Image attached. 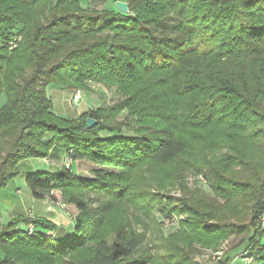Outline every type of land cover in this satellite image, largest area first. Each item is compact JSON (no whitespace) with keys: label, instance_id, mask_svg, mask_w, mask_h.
<instances>
[{"label":"trees","instance_id":"16d2710c","mask_svg":"<svg viewBox=\"0 0 264 264\" xmlns=\"http://www.w3.org/2000/svg\"><path fill=\"white\" fill-rule=\"evenodd\" d=\"M126 2L127 14L78 0H0V190L21 161L56 148L71 167L30 172L25 183L36 200L59 190L77 211L62 238L42 218L9 221L0 264H191L193 242L216 250L231 237L242 238L224 264L244 250L264 264V0ZM87 83L115 101L75 119L53 112L50 89L89 92ZM176 163L185 194L187 172L211 192L195 189L181 204L185 233L151 254L127 221L103 231L107 205L89 208L87 191L171 219L174 206L125 183L142 164ZM83 166L89 176L75 171Z\"/></svg>","mask_w":264,"mask_h":264},{"label":"rangeland","instance_id":"374dc122","mask_svg":"<svg viewBox=\"0 0 264 264\" xmlns=\"http://www.w3.org/2000/svg\"><path fill=\"white\" fill-rule=\"evenodd\" d=\"M80 5L83 9L87 10H114L115 2H124L127 4L126 0H78ZM68 3H72L73 0H67ZM128 8V4H127ZM129 12V9H128ZM89 88V92L86 89H78V91L82 92L81 100L79 104L75 107L79 109L81 104L86 103L88 101V96H91V99L96 100L97 106H104L107 104V100L109 102H114V97L111 96L109 93L105 91L102 86L91 87L89 83L86 85ZM58 89V88H56ZM74 92V91H73ZM72 92V94H73ZM107 93V94H106ZM71 94V95H72ZM89 96V97H90ZM87 97V98H86ZM71 98V97H70ZM102 98L105 101L102 103ZM5 102V96L1 95L0 97V107ZM70 102V100H69ZM90 102V101H89ZM71 104V103H70ZM73 106V105H72ZM92 106V105H91ZM65 156L62 158V164ZM75 167V163L73 164ZM72 166V168H73ZM63 169V166L60 168ZM75 169V168H74ZM76 172H78L82 176H89L85 166L82 168L77 167ZM178 169V164H173L171 166L165 167H157L155 165H147L142 164L138 166L134 171L130 172L126 179V186L128 190L133 191L132 188H141L146 190L147 192L151 193L152 195L156 196L157 199L162 200L164 203H169L170 206H174V213L171 219L164 218L160 216L155 211H150L149 215H143L139 207V202L133 203L130 202L129 199L125 201H114L110 205L107 200V196L105 194H98L94 192L87 191L85 193L84 201L88 205L89 208H96L100 204L107 205V215H106V224L103 231L110 229L112 226L117 225L121 222L127 221L133 230L137 232H141L145 236V244L148 246L149 251L151 254H154L156 251L155 243L158 241H166L171 237V235H175L178 233H185V227L181 225V223L185 222L187 219V215L180 214L182 210H184L183 202L185 203L187 199H191L195 196L194 192L195 189H199L201 193L205 192L207 194H211L209 189V184L207 181L201 182L202 176H195L190 172L185 173V180L183 181L187 187V193L185 194L181 189V185L176 183L177 181H173L172 176L175 175V172ZM21 182L18 177L11 179L4 189L0 190V200L1 197L9 198L8 196L13 195V199L16 200L17 196L22 198L21 195H14V192L17 188H19V183ZM77 192L76 190L74 193ZM133 194V193H131ZM50 195L54 197H58L62 203L59 190H53L50 192ZM16 196V197H15ZM23 200V198H22ZM58 203V204H59ZM6 204V203H5ZM6 205H2L0 201V224H6L8 222V210L6 209ZM72 212V214L70 213ZM68 217L71 221H74V218L77 214V211L74 210L72 207H66V211ZM35 218V217H32ZM262 219V218H261ZM264 219V218H263ZM22 227V225H20ZM102 231V232H103ZM107 230L106 232H108ZM180 233V234H181ZM108 234V233H107ZM109 236V235H106ZM242 237H231L224 241H221L219 244V248L214 250L212 248H207L204 246L199 245L198 243L193 242L191 246V250L189 251L186 248L185 252H188L187 258L191 264H224L226 260L224 259L225 254L227 256L231 255L230 248L233 245H236ZM229 254V255H228ZM248 251L244 250L243 252L239 253V255L234 256L229 264H243L242 259L247 258V264H258L250 255ZM244 257V258H243ZM233 262V263H232Z\"/></svg>","mask_w":264,"mask_h":264},{"label":"crops","instance_id":"0c3cea01","mask_svg":"<svg viewBox=\"0 0 264 264\" xmlns=\"http://www.w3.org/2000/svg\"><path fill=\"white\" fill-rule=\"evenodd\" d=\"M73 90L66 89H50L48 95L51 99L52 109L56 115H60L69 119H75L80 114L87 112L90 109H96V100L91 99V96L86 100V103L81 104V107L77 109L69 102ZM87 98V97H86ZM90 101V102H89ZM104 102L102 98V103ZM92 105V106H91ZM64 153L59 149L53 148L48 157L45 159H25L18 164L19 175L18 179L21 180L19 188L14 192V195H21L22 198L13 199V195L1 197L2 205H6L8 210V222L18 217L31 216L35 218H42L57 227H63L65 229V235L68 236L73 230V221L68 217L67 213L59 209L58 203L61 202L58 197L51 195V198H45L42 200H36L31 196V193L25 183L26 175L33 171H46L56 172L62 167V158ZM16 177V178H17ZM15 196V197H16ZM62 200V199H61ZM6 203V204H5ZM72 214V212L70 211ZM7 222V223H8ZM6 223V224H7ZM5 224H0V229ZM21 228H24L23 224ZM19 225V227H20Z\"/></svg>","mask_w":264,"mask_h":264},{"label":"built area","instance_id":"2783aa9c","mask_svg":"<svg viewBox=\"0 0 264 264\" xmlns=\"http://www.w3.org/2000/svg\"><path fill=\"white\" fill-rule=\"evenodd\" d=\"M9 46H10V49H13L15 47V44L14 43H9ZM81 97H82V92L81 91H74L73 94L71 95V98H70V103L71 105L73 106H76L79 104V101L81 100ZM71 164H72V161L69 159V157L65 156L64 160H63V167L65 168H70L71 167ZM58 207L59 209H61L62 211H66V205L65 203H59L58 204ZM31 217V216H29ZM33 232V227L32 225H28V234H32ZM244 258V257H243ZM243 261V264H247L248 262H246L247 258H244L242 259Z\"/></svg>","mask_w":264,"mask_h":264},{"label":"water","instance_id":"95a60500","mask_svg":"<svg viewBox=\"0 0 264 264\" xmlns=\"http://www.w3.org/2000/svg\"><path fill=\"white\" fill-rule=\"evenodd\" d=\"M115 8L124 14L128 13L127 4L124 2H115ZM95 121L92 119H86V126L87 128H91L95 125ZM65 236V229L63 227H58V229L54 232L53 237L54 238H62Z\"/></svg>","mask_w":264,"mask_h":264}]
</instances>
